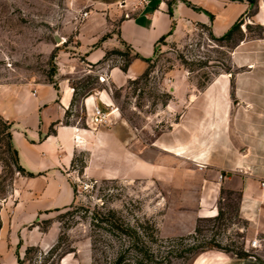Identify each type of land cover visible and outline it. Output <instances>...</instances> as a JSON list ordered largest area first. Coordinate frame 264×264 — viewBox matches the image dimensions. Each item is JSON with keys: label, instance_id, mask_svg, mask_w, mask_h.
I'll list each match as a JSON object with an SVG mask.
<instances>
[{"label": "crops", "instance_id": "1", "mask_svg": "<svg viewBox=\"0 0 264 264\" xmlns=\"http://www.w3.org/2000/svg\"><path fill=\"white\" fill-rule=\"evenodd\" d=\"M84 1L96 10L79 26L76 56L105 70L110 86L117 89L148 71L162 40L196 26L222 38L252 8L248 0ZM119 7L134 8L121 17ZM255 8L261 37L240 42L231 52L232 71L218 74L204 87L177 81L175 101L168 109L183 106L179 119L152 148L139 152L136 129L116 112L107 124L96 121L93 109L108 112L112 105L107 88L72 106L74 88L68 79L48 81L5 72L0 79V117L12 125L19 163L34 177L18 180L12 204L6 201L0 207V264H19L28 248L45 250L56 240L55 225L43 232L36 222L73 204L74 182L81 177L73 161L82 153L88 155L82 177L96 180L120 177L125 168L135 173L138 165L151 169L155 164L147 153L154 151L187 161L208 176L201 189L200 218L213 217L222 188L237 190L240 217L250 232L264 237V0H257ZM122 44L140 57L127 72L117 63L100 65ZM78 57L66 61L75 64ZM67 112L74 121H67ZM191 264L263 262L208 251Z\"/></svg>", "mask_w": 264, "mask_h": 264}, {"label": "rangeland", "instance_id": "2", "mask_svg": "<svg viewBox=\"0 0 264 264\" xmlns=\"http://www.w3.org/2000/svg\"><path fill=\"white\" fill-rule=\"evenodd\" d=\"M255 7L240 18L239 31L227 41L199 26L174 33L157 47L145 77L121 89L112 87V105L108 108H115L116 114L136 129L138 152L152 148L179 119L183 106L180 110L168 109L175 101L177 81L204 87L218 74L232 71L231 52L240 42L261 37L263 27L254 19ZM133 8L117 9L125 17ZM95 10L84 0H0V79L6 77L5 72H14L48 81L68 79L72 85L81 86L96 77L88 71L100 66L83 62L75 49L84 14ZM55 35L62 39L60 43ZM120 49L132 55L123 45ZM76 57L75 64L66 61ZM125 60L113 56L104 65L121 66ZM92 87L107 88L98 79ZM72 120L70 116L67 121ZM2 131L0 127V207L6 201L12 204L18 180L24 177L13 168H4L1 162L8 158ZM147 155L155 164L151 169L138 165L135 173L125 168L120 177L96 180L82 177V165L88 163V155L82 153L76 164L81 177L80 183L74 182L73 204L36 222L40 228L55 225L56 240L48 249L32 251L25 264H39L40 256L47 254L61 236L64 250L73 248L75 252L60 264H115L120 256L124 258L122 264H135L137 255L130 248V238L105 220L140 230V244L155 252L153 264H191L198 254L185 255L187 259L176 256L192 246L211 245L219 247L208 251L231 255L245 252L264 264V237L250 232L240 217L239 191L222 188L216 211L210 215L213 217L200 218V195L207 174L158 151ZM84 183L89 184L88 189H84Z\"/></svg>", "mask_w": 264, "mask_h": 264}, {"label": "trees", "instance_id": "3", "mask_svg": "<svg viewBox=\"0 0 264 264\" xmlns=\"http://www.w3.org/2000/svg\"><path fill=\"white\" fill-rule=\"evenodd\" d=\"M251 4L252 7L256 6L257 1L255 0H248ZM240 29V22L238 21L233 25V27L229 30L227 34H225L222 38L219 40L227 41L230 40L233 35L238 32ZM163 41V40H162ZM124 47L128 48L125 44H122ZM128 50H130L128 48ZM131 52V51H130ZM119 57V58H124L126 57L125 64L121 65V69L123 72H127L131 61L134 58H140L138 55H129L124 53L121 49H114L110 52H108L104 58V60L100 63L101 64H106L111 57ZM149 62V61H147ZM148 74V71L143 75L145 77ZM97 82V77H91L88 82L84 85H72L74 88V99L72 106L76 105L78 102L81 100L91 96L94 94L95 91H98L99 89H96L95 87H92L94 83ZM70 116V113L67 112L66 118ZM0 127L3 128V131L1 135L3 136L2 138L5 140L6 139V151L5 155H8V158H2L1 162L4 166V168H13L16 172L19 174L25 176V177H34L33 174L28 173L22 168V166L19 163V158H18V152L15 149L13 142H12V125L3 120L0 117ZM5 136V137H4ZM79 161V157L75 156L74 161H73V168L76 169V164ZM86 165H82L80 173L82 174ZM74 188H76L74 186ZM76 190V189H75ZM107 224L111 225V227L117 229L118 232L121 233V235L127 236L131 240V249L135 251L137 255V260L135 264H153L155 262V252L151 247H148L144 245L143 243L140 244V235L141 232L138 229H132V228H123L122 226H118L116 223L114 224L113 222H110V220H105ZM103 222V221H101ZM49 225L47 226H41V229L43 232H46L48 230ZM154 237V236H153ZM154 240V238H153ZM156 241V240H155ZM219 246H192L185 251L179 252V254L176 257H186L185 255H188V257H193L196 254H200L203 252H206L208 250L215 249ZM39 252V249L36 248H28L25 254L24 259L19 260V264H25L29 258L28 255L32 252L35 251ZM75 252L73 248L69 250H64L63 246V236L59 237L58 242L47 252L45 255H41L39 259V264H60L61 261L70 253ZM235 256L241 259H248L251 256L248 253H235ZM124 261V258L122 256L118 257L117 261L115 264H122Z\"/></svg>", "mask_w": 264, "mask_h": 264}, {"label": "built area", "instance_id": "4", "mask_svg": "<svg viewBox=\"0 0 264 264\" xmlns=\"http://www.w3.org/2000/svg\"><path fill=\"white\" fill-rule=\"evenodd\" d=\"M142 2L145 3L146 1L142 0ZM87 15H88V13H85L84 17L86 18ZM88 73H93L97 77L98 82L100 84L106 85L108 91L110 92V94H112V87L109 84V77H108V74H107V72L105 70L99 68L96 71H91L90 70V71H88ZM113 112H115V108L109 110L108 112H104L99 107H95L93 109L94 117H95L96 121L98 123H100V124H107L109 122L110 116H111V114ZM75 182L76 183H78V182L80 183V177L76 178ZM88 187H89V184L84 183V189H88ZM79 188H81V186Z\"/></svg>", "mask_w": 264, "mask_h": 264}, {"label": "water", "instance_id": "5", "mask_svg": "<svg viewBox=\"0 0 264 264\" xmlns=\"http://www.w3.org/2000/svg\"><path fill=\"white\" fill-rule=\"evenodd\" d=\"M55 41L57 43H60L62 41V39L58 35H55Z\"/></svg>", "mask_w": 264, "mask_h": 264}]
</instances>
